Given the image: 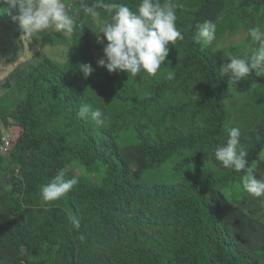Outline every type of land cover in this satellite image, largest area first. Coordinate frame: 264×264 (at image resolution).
<instances>
[{
  "label": "trees",
  "instance_id": "1",
  "mask_svg": "<svg viewBox=\"0 0 264 264\" xmlns=\"http://www.w3.org/2000/svg\"><path fill=\"white\" fill-rule=\"evenodd\" d=\"M160 1L172 5L180 0ZM187 1L194 14L190 27L180 31L184 39L169 46L156 75L132 76L96 67L94 53L103 46L89 36L92 17L84 7L117 3L135 12L141 0H63L74 8L71 15L80 35L73 31L65 64L44 59L16 81L14 97L23 99L21 113L28 122L10 156H0L21 169L29 167L27 152L38 149L31 163L40 170L33 174L38 186L24 187L9 171L6 213L15 222L9 241L25 250L17 255L16 264L26 262L38 239L49 242L51 233L60 236L53 242L60 246L53 264H259L264 259V246L257 263L246 257L214 206L218 193L242 185L246 172L231 168L217 172L211 166L217 146L228 139L229 88L218 57L194 39L197 25L213 5L227 6L221 16L234 31L242 26V14L250 6L264 9V0ZM97 11L103 20L111 19L103 8ZM18 27L9 26L16 38L23 34ZM41 42L48 45L42 37ZM81 64L94 69L87 79ZM178 94L184 99H176ZM83 104L93 111L99 108L103 124L90 115L81 118ZM259 110L264 117V106ZM0 116L6 123L14 119L3 103ZM135 147L147 155L137 184L124 153ZM263 147L264 138L248 152L249 166ZM54 166L79 171L81 175H73L78 183L45 214L39 228L29 230L33 223L25 203L31 206L28 200L41 198V186L51 181L47 173ZM72 217L79 221L78 229Z\"/></svg>",
  "mask_w": 264,
  "mask_h": 264
},
{
  "label": "rangeland",
  "instance_id": "2",
  "mask_svg": "<svg viewBox=\"0 0 264 264\" xmlns=\"http://www.w3.org/2000/svg\"><path fill=\"white\" fill-rule=\"evenodd\" d=\"M159 2L162 5L164 4L160 0ZM64 3L71 15L74 10L73 6ZM190 5L191 2L187 0H180L172 4L177 17L176 27L179 31L189 28L191 25L194 10L190 8ZM252 8L250 6L242 14V26L234 31L228 30L221 16L227 10L225 4L213 5L204 14L205 21H211L216 25V38L206 46L218 57L222 67L229 62L230 56L247 59L259 47L257 42L252 41L249 30L256 26L264 29V9L254 10ZM0 9L7 10L9 5L0 4ZM12 14L15 15V12ZM110 20L105 21L98 16L95 19L92 18L89 22V36L95 39L98 45L103 46L102 50H96L94 53L97 68H101L98 61L103 58L104 45L108 43L101 34L100 29L104 23H108ZM15 25H18V23L13 22L8 14L0 13V103H3L10 114L14 116L11 121L17 122L23 127L21 128L23 130L28 118L21 113L23 99L14 97L16 81L29 72L31 65L38 64L44 59L49 58L60 64H65L66 55L73 45V32L66 34L63 31L50 28L38 35L29 36L23 33L16 38L9 31V26L12 28ZM74 30L80 35V29L77 26ZM41 37L48 40V45L42 44ZM81 62L84 63L85 61L82 60ZM221 75L229 88L228 111L231 116L229 129L232 127L240 129L241 147L248 153L250 150L257 148L264 138V117L261 116L259 110L260 107L264 106V71H261L259 75L253 71L247 78L236 83L231 81V76L224 73L222 69ZM174 97L184 99L180 94ZM8 99L9 101H7ZM18 124L17 127H19ZM226 141L223 144H226ZM35 150L38 149L33 147L27 152L29 167L24 166L21 169H16L9 160L0 157V264H16L17 255L25 251L12 247L9 241V238L13 235L15 223L6 213L7 208L10 206L9 171L15 172L24 187L29 184L38 186L37 182H34L37 180V175L33 174H38L40 170L31 166V163L36 160ZM124 153L128 164L132 166L131 179L137 184L139 174L146 166V152L142 148L135 147L126 150ZM192 155H194V152H192ZM259 156H264V147L255 161L259 160ZM211 166L217 172L230 169L225 168L221 162L217 161L215 155L211 158ZM60 171L54 166L49 169L47 174L51 175L52 180ZM63 171L65 176L69 177L75 174L81 175L79 171H75L70 166ZM259 172H264V163L259 164ZM259 172L256 174L257 179L261 178ZM35 197L28 200V202H32L31 206L25 203L24 207L30 222L33 223V226L28 228L29 230L39 228L45 214L49 213L53 207H58V202L62 201V199H58L52 202H44L42 198L34 199ZM217 199L218 202L214 206L228 221L239 247L248 259L257 263L263 255L261 249L264 246V197H252L244 191L242 185L236 184L220 191ZM59 240L60 236L53 233L49 234V242L38 239L32 244L34 248H32L31 254L23 264H53L55 254L60 249V246H54L53 242ZM35 248L41 251H37ZM79 264H82V262L80 261ZM259 264H264V259Z\"/></svg>",
  "mask_w": 264,
  "mask_h": 264
},
{
  "label": "clouds",
  "instance_id": "3",
  "mask_svg": "<svg viewBox=\"0 0 264 264\" xmlns=\"http://www.w3.org/2000/svg\"><path fill=\"white\" fill-rule=\"evenodd\" d=\"M0 4L9 5V9H0V13L8 14L13 22L18 23L24 34L38 35L50 28L72 33L75 29V19L70 15L63 0H0ZM97 8H103L110 14L111 20L101 26V34L106 38L104 56L98 61L100 67L109 73L117 70L128 75L136 76L141 72L156 75L161 65L169 55V46L177 39L184 37L176 27V14L173 6L159 0H141L138 10H131L126 4L97 3L85 6L86 15L95 19L99 16ZM15 12V15L12 13ZM78 14V13H77ZM253 42L259 47L247 59L230 56L222 71L231 76V81L238 82L245 79L253 71L257 75L264 71V29L256 26L249 30ZM216 38V25L211 21H204L197 25L194 37L197 43L203 41L211 44ZM80 69L87 79L94 72L91 64H81ZM78 115L87 119L89 115L98 124H103V113L99 108L92 110L90 105L80 106ZM241 131L238 127L228 130L226 144L217 146L215 158L225 168L236 172H246L241 175L244 191L252 197H264V172H259V164L264 163V156L253 161L249 166L248 153L241 147ZM259 172L260 179L256 178ZM78 183L77 177H65L61 170L46 185L41 186V198L44 202L60 199ZM73 225L78 229L79 221L72 217Z\"/></svg>",
  "mask_w": 264,
  "mask_h": 264
},
{
  "label": "built area",
  "instance_id": "4",
  "mask_svg": "<svg viewBox=\"0 0 264 264\" xmlns=\"http://www.w3.org/2000/svg\"><path fill=\"white\" fill-rule=\"evenodd\" d=\"M22 133L23 130L17 127L16 122L10 120L6 123L0 116V156H10Z\"/></svg>",
  "mask_w": 264,
  "mask_h": 264
}]
</instances>
